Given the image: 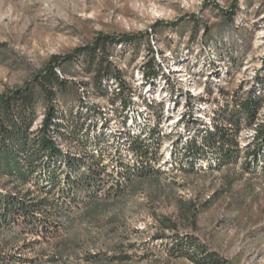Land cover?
<instances>
[{
    "label": "rangeland",
    "instance_id": "374dc122",
    "mask_svg": "<svg viewBox=\"0 0 264 264\" xmlns=\"http://www.w3.org/2000/svg\"><path fill=\"white\" fill-rule=\"evenodd\" d=\"M231 9L234 22L224 12ZM101 33L140 35L137 45L111 47L134 103L125 111L120 103L112 105L88 84L92 80L83 64L64 65L68 71L60 75L71 83L60 94V112L66 122L71 110L75 116L81 112L83 120L89 113L81 136L91 140L63 147L93 163L98 182L78 190L63 176L50 196L34 183L0 177V185L29 201L56 200L41 216L54 226L52 233L0 228L6 260L204 263L190 247L194 239L234 264H264V146L257 161L249 150L256 127L243 130V156L234 164L218 168L212 153L194 159L186 149L212 127L215 113L232 96L264 91V0H0V95L31 80L52 56H65ZM153 57L166 74L147 83L143 67ZM145 98L156 101L160 119ZM190 113L199 119L197 126ZM260 118L264 121V107ZM156 125L151 159L139 162L127 135L143 133L151 142L147 133ZM102 131L111 142L95 150ZM87 148L103 154L104 164L86 156Z\"/></svg>",
    "mask_w": 264,
    "mask_h": 264
},
{
    "label": "trees",
    "instance_id": "16d2710c",
    "mask_svg": "<svg viewBox=\"0 0 264 264\" xmlns=\"http://www.w3.org/2000/svg\"><path fill=\"white\" fill-rule=\"evenodd\" d=\"M224 12L229 15V20L234 22L235 10ZM191 18H194V23L197 22L196 16ZM139 36L119 37L101 33L92 43L77 47L65 56H52L44 69L31 80L0 95V177H7L22 185L34 183L42 192L50 196L59 188L63 176L66 182L78 190L97 184L99 175L96 174L94 164L87 163L85 158L77 155L78 152L66 151L63 147L65 142L72 145L90 142L91 138H82L81 132L91 115L88 113L83 120L81 112L75 116V111L71 110L70 120L67 121L68 123L65 121V113L60 112L58 101L60 94L65 93L71 82L67 76H61L60 72L68 71L64 65L80 62L91 76L92 81L88 84L101 95L108 96L112 105L120 103L125 111L134 103L133 94L126 95L127 83L123 71L112 59L111 47L116 43L137 45ZM149 47L154 53L153 46L149 44ZM165 74L161 63H158L155 57L144 64L143 78L147 83H153ZM111 82L113 84L116 82L117 87L112 88ZM145 103L160 119L163 112L160 113L155 107L156 101H148L145 98ZM263 107L264 91L259 89L232 96V99H228L215 113L212 127H206L198 138L187 142L186 149L191 158H207L206 154L212 153L217 158L218 168L237 163L243 156V146L240 142L243 130L256 127L253 135L255 145L249 150H252L257 161L261 147L264 146V121L260 118ZM60 117L64 119L61 120ZM127 120L128 117L126 123ZM190 121L196 126L199 124V119L192 113H190ZM104 125L106 128L109 126L106 122ZM158 132L156 125L147 133L151 142L143 136V133L127 135L131 140L129 149L139 158V162L151 159ZM97 138L100 142L95 150H98L100 143L111 142L105 131L97 135ZM85 153L93 162H96L95 159L98 157L97 164H104V159H100L103 154L98 156L88 148ZM247 155H250V152ZM103 166L105 168V165ZM121 166L128 168L126 163H122ZM83 167H87L86 173L81 177L73 176V173H81ZM19 193V191H11L8 185H0V228L11 229L16 225L23 231L36 232V234L52 233L54 226L48 218L43 220L41 216L47 209L53 208L45 206L54 205L56 200H51L48 196L41 200L29 201L20 197ZM189 243L205 261L199 264H234L204 243L194 239ZM7 256L0 251V264L14 262L12 256L6 260Z\"/></svg>",
    "mask_w": 264,
    "mask_h": 264
}]
</instances>
